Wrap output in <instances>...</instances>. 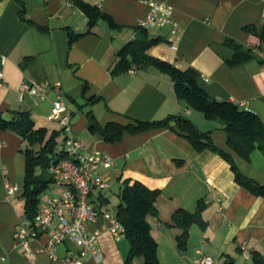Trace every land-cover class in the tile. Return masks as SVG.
Returning <instances> with one entry per match:
<instances>
[{
  "label": "crops",
  "instance_id": "1",
  "mask_svg": "<svg viewBox=\"0 0 264 264\" xmlns=\"http://www.w3.org/2000/svg\"><path fill=\"white\" fill-rule=\"evenodd\" d=\"M83 1L110 15L118 27L101 19L87 32L89 17L72 0H0V69L5 82L0 88V113L12 119L17 112L29 111L37 129L60 130L52 108L63 92L72 111V134L86 151L105 152L114 159L112 168L100 171L112 189L138 181L161 191L158 215L149 220L163 264H197L201 254L212 257L214 264H252L255 251L264 255V197L236 180L227 159L211 149L198 151L175 121L171 126L127 132L110 143L90 130L88 113L104 126L184 116L200 130L211 131L214 143L231 154L241 173L261 185L264 154L256 151L246 160L234 152L222 125L181 103L168 75L136 67L112 74L118 51L140 35L138 27L149 11L148 0ZM158 1L173 9L180 30L173 34L170 25L149 28L150 37L161 38L149 53L180 69L193 68L199 73V85L211 97L238 103L264 121V42L246 30L264 23V0ZM71 32L80 34L72 43ZM234 46L250 51L253 57L231 65ZM32 80L49 83L45 98L29 93L20 98L22 85ZM93 97L97 101L90 102ZM0 143V165L6 170L0 173V264H65L67 251L77 249L72 241L61 244L58 258L52 261L47 252L40 251L48 235L29 242L32 254L16 238L20 222L27 218L22 196L25 143L11 130H0ZM6 177L19 186L10 197ZM201 200L206 205L202 216L207 226L194 224L188 247L182 250L177 242L181 229L170 225L173 214L180 208L193 212ZM108 205L102 209L114 215L116 210L111 212ZM108 224L100 218L88 225L90 231L101 230L103 257L97 261L88 254L84 264H128L130 242L126 236L116 240L104 229Z\"/></svg>",
  "mask_w": 264,
  "mask_h": 264
},
{
  "label": "trees",
  "instance_id": "2",
  "mask_svg": "<svg viewBox=\"0 0 264 264\" xmlns=\"http://www.w3.org/2000/svg\"><path fill=\"white\" fill-rule=\"evenodd\" d=\"M89 17L87 32H91L98 21L105 19L112 28L118 27L110 15L103 13L97 6H93L83 0H72ZM140 35L125 44L117 53V62L112 74H119L132 68H154L168 75L174 82L175 91L181 103L198 110L209 120L218 121L227 134L228 146L246 160H251L256 151L264 154V121L252 111L243 109L233 101L219 100L211 97L198 82L199 73L193 68L180 69L174 64L152 56L149 51L157 45L161 38L150 37L148 29L138 27ZM250 33L259 36L264 42V23L246 27ZM86 32V33H87ZM80 34L70 33L72 43ZM236 52L229 60L231 65L250 60L253 55L248 50L234 46ZM87 87V86H86ZM93 97L90 102L97 101ZM91 120L90 130L100 133L107 142L114 143L121 140L125 133H140L152 128L171 126V122L180 127L190 142L198 151L211 149L227 159L234 170L236 180L248 187L253 193L264 197V185H261L246 177L238 169L230 153L219 148L213 141L211 131H202L190 119L184 116H170L163 120L148 122L136 121L123 125L108 123L102 125L91 112L88 113ZM0 130L17 132L25 143L22 152L26 158L25 176L23 185V198L25 199L26 217L33 220L44 193L55 185V177L50 173L49 167L61 143L60 136L63 129L49 131L47 128H36V124L29 111L17 112L12 119H6L0 113ZM105 191L92 190L90 200L96 208L102 209L109 199ZM161 195L160 190H153L141 182L131 184L126 181L119 194V202L113 215L125 227V236L130 242V250L127 263L133 264L141 259L142 264H163L158 255V242L152 234L150 217L158 215L157 201ZM205 201L201 200L195 211L184 208L176 210L173 214V222L170 225L177 226L181 233L177 237L178 247L186 250L190 239V230L194 224L205 228L202 213L205 209ZM229 264H234L230 262ZM252 264H264V255L258 251L253 253Z\"/></svg>",
  "mask_w": 264,
  "mask_h": 264
},
{
  "label": "built area",
  "instance_id": "3",
  "mask_svg": "<svg viewBox=\"0 0 264 264\" xmlns=\"http://www.w3.org/2000/svg\"><path fill=\"white\" fill-rule=\"evenodd\" d=\"M148 5L149 11L140 21V27L149 29L170 25L173 34L179 32L180 24L167 3L148 0ZM4 86V72L0 69V88ZM49 86L48 82L32 80L29 85H22L20 98L24 99L26 93L36 98H45ZM52 115L63 129V139L56 150V153L62 156L53 157L49 171L55 177V185L61 187L62 191L58 195L45 198L33 220L26 218L20 222L16 238L21 241L27 253L32 254L29 242L39 239L42 235H48L47 242L40 251L47 252L52 261L58 258L59 246L68 240L72 241L77 249L67 251L65 264H84L83 259L88 254L101 261V230L90 231L88 225L100 218L107 220L109 224L104 229L109 230L116 240L124 237L126 232L124 225L117 218L109 211L96 208L90 200L92 190L112 189L111 182L104 179L100 171L103 168H112L114 159L105 152L86 151L83 143L72 134V111L63 92H60L54 101ZM0 173L6 174L4 166L0 165ZM5 186L8 197L19 190V186L8 177L5 179ZM195 261L197 264H214L212 257L203 254Z\"/></svg>",
  "mask_w": 264,
  "mask_h": 264
},
{
  "label": "rangeland",
  "instance_id": "4",
  "mask_svg": "<svg viewBox=\"0 0 264 264\" xmlns=\"http://www.w3.org/2000/svg\"><path fill=\"white\" fill-rule=\"evenodd\" d=\"M122 189L123 186L119 187V185H116L115 187H113L112 190H108L104 192V194L109 198L108 208L111 212H115L116 210L117 204L119 202V194L121 193ZM61 191H62L61 187L54 185L44 193L43 200L48 196L58 195Z\"/></svg>",
  "mask_w": 264,
  "mask_h": 264
}]
</instances>
